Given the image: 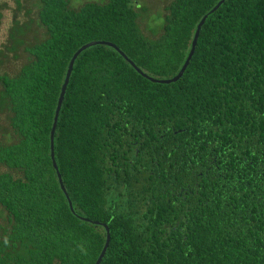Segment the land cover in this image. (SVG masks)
<instances>
[{
  "label": "trees",
  "instance_id": "obj_1",
  "mask_svg": "<svg viewBox=\"0 0 264 264\" xmlns=\"http://www.w3.org/2000/svg\"><path fill=\"white\" fill-rule=\"evenodd\" d=\"M172 0L147 37L134 0H39L47 36L0 70V109L15 138L0 144V264H264V0ZM210 12V13H209ZM76 59L55 134L69 61ZM2 14L0 13V22ZM0 55H4L1 54ZM1 63V60H0ZM5 167L6 169H3Z\"/></svg>",
  "mask_w": 264,
  "mask_h": 264
},
{
  "label": "rangeland",
  "instance_id": "obj_2",
  "mask_svg": "<svg viewBox=\"0 0 264 264\" xmlns=\"http://www.w3.org/2000/svg\"><path fill=\"white\" fill-rule=\"evenodd\" d=\"M72 8L77 9L84 3L96 1L103 3L107 0H70ZM172 0H134V5L140 12L138 22L143 33L150 38H155L162 33L163 17L166 14V7ZM39 0H0V70L3 73L14 75L28 59L24 51V45H18L15 52L7 48L13 46L10 37L11 29L18 20L24 25L25 33L22 38L29 42H37L47 36L46 29L39 23L38 16ZM2 86L0 84V90ZM8 112L0 109V144L10 143L15 135L7 118ZM3 169H6L3 167ZM7 214L0 206V223L6 220Z\"/></svg>",
  "mask_w": 264,
  "mask_h": 264
},
{
  "label": "water",
  "instance_id": "obj_3",
  "mask_svg": "<svg viewBox=\"0 0 264 264\" xmlns=\"http://www.w3.org/2000/svg\"><path fill=\"white\" fill-rule=\"evenodd\" d=\"M224 2H225V0H220L210 10V12H213L216 9H218L220 7V5L222 3H224ZM209 13H206L201 18L200 22L197 24V28H196V31H195V34H194V37H193V40H192V45H191L190 52H189L184 64L182 65L180 71L175 76H173L171 78H155V77H152V76L148 75L140 67H138L136 65V63L132 59H130L123 50L120 49V47H118L115 43H113L111 41H107V40H93V41H90V42H87V43L83 44L80 48H78L74 52V54L72 55V57H71V59L69 61L67 72H66L64 81H63V83L61 85V90H60V94H59V97H58V102H57V105H56L55 114H54V118H53V124H52L51 132H50V149H51L52 164L54 166V169L56 170L60 187L64 191V193L66 195V198H67V200L69 202V206H70V208H71V210L73 212H75V209H74L72 200L70 198V195H69V193H68V191L66 189V186L64 184L63 177H62V174H61V172L59 170V166H58V163H57V160H56L55 134H56L57 126H58V120H59V116H60V111H61V108H62V105H63V102H64V98H65V94H66V91H67V87H68L69 82H70V78H71V75H72V72H73V68H74L76 59L78 58L80 53L83 52L84 50H86L87 48L92 47L94 45L105 44V45H108V46H111V47L115 48L144 77L150 79L153 82L170 83V82L178 80L184 74L186 68L188 67V65H189V63H190V61H191V59H192V57H193V55L195 53L201 29H202V27H203L208 15H209ZM81 218L84 219V220H87V221H91V222H93L95 224H103L105 229H106V240H105L104 246H103L98 258L96 259V261L94 263V264H101L105 254L107 252V249H108V247L110 245V241H111V230H110V227H109L108 224L101 223L100 221L90 220V219L85 218V217H81Z\"/></svg>",
  "mask_w": 264,
  "mask_h": 264
}]
</instances>
